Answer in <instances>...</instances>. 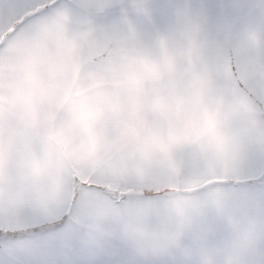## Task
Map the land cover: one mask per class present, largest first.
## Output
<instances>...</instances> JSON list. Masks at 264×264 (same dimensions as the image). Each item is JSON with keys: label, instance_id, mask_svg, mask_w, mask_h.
<instances>
[{"label": "crops", "instance_id": "0c3cea01", "mask_svg": "<svg viewBox=\"0 0 264 264\" xmlns=\"http://www.w3.org/2000/svg\"><path fill=\"white\" fill-rule=\"evenodd\" d=\"M261 170L264 0H0V264H264Z\"/></svg>", "mask_w": 264, "mask_h": 264}, {"label": "rangeland", "instance_id": "374dc122", "mask_svg": "<svg viewBox=\"0 0 264 264\" xmlns=\"http://www.w3.org/2000/svg\"><path fill=\"white\" fill-rule=\"evenodd\" d=\"M81 174V173H80ZM80 177H82L80 175ZM106 178L110 180V177L106 175ZM86 180L89 182L91 181V178L86 177ZM79 183H85L84 180L79 179ZM95 181V180H94ZM90 182L94 184H100L97 182ZM243 184L246 185V188H252L254 186H251V184H257L264 181V171L261 170L255 175H252L248 178L243 179ZM202 183L200 182H193L188 179L180 178L173 180L171 182L161 184V185H155V186H136L132 185L130 183H124L121 181H112L109 182L110 188H105L107 193H110L117 197H133L138 196L140 194H147V195H157V194H182L183 191H189V189L193 188L194 186H200Z\"/></svg>", "mask_w": 264, "mask_h": 264}, {"label": "trees", "instance_id": "16d2710c", "mask_svg": "<svg viewBox=\"0 0 264 264\" xmlns=\"http://www.w3.org/2000/svg\"><path fill=\"white\" fill-rule=\"evenodd\" d=\"M65 221H66V218L60 220V222H57V223H55V224H47V225H45V226H43V227L37 228L36 230H40V229H42V228H47V227H51V226H59V225H63V224L65 223Z\"/></svg>", "mask_w": 264, "mask_h": 264}]
</instances>
